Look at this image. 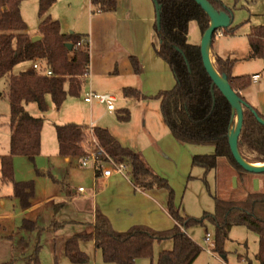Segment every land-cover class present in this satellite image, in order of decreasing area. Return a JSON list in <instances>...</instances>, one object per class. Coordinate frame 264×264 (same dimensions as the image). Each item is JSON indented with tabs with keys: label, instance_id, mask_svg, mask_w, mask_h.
I'll return each instance as SVG.
<instances>
[{
	"label": "trees",
	"instance_id": "16d2710c",
	"mask_svg": "<svg viewBox=\"0 0 264 264\" xmlns=\"http://www.w3.org/2000/svg\"><path fill=\"white\" fill-rule=\"evenodd\" d=\"M25 0H0V80L7 79L9 102L10 140L9 153L0 157V183L12 184L13 195L20 206H30L34 186L31 181L14 183L13 158L25 157L31 162L40 154L43 118H36L25 111L24 106L36 105L40 113L47 110L46 98L60 109L68 97L78 98L85 84L90 62L89 44L86 35L62 34L60 24L48 15L56 0H39V41L32 42L27 33L20 7ZM160 9V29L155 32L158 47L157 56L171 70L175 79L172 90L158 93L162 119L172 137L179 143L192 146H209L211 155L192 158V166L204 169L206 173L225 160L238 172H244L234 161L228 145L230 130L235 124V115L217 88L211 92V80L201 60L200 49L188 42L189 24L195 22L201 34L209 27V18L193 0H154ZM217 12L226 13L232 20V11L221 0H207ZM93 13H111L116 10V0H90ZM232 25V24H231ZM222 29L223 36L233 37L239 26ZM212 38L211 47L217 37ZM249 55L246 60H261L264 63V25L253 27L247 35ZM67 45H71L69 50ZM39 63L52 73L47 77L33 69L12 74L22 63ZM214 69L219 76L225 75L231 89L243 101L240 92L251 85L250 76H232L233 60L215 56ZM126 98L137 101L147 99L132 89L124 91ZM245 102V101H244ZM246 103V102H245ZM243 107V124L238 138V151L250 164H264V126L253 115L264 117L254 108ZM121 123L129 121L127 110L117 116ZM58 153L62 157L84 158L89 154L90 139L93 138L103 150L98 165L107 164V158L126 166V177L135 189L149 191L164 189L168 192L167 213L174 222L172 229L155 232L147 227L136 226L126 232H115L109 221L97 212L95 222L83 229L64 244V255L71 263L83 264L88 257L80 251V242L90 241L99 250L106 264H136L138 260H149L153 264L154 245L171 241L170 250H162L155 264H193L202 253V248L187 234L188 229L205 226L214 227L213 252L225 258L223 245L233 227H245L258 237L256 264H264V192H253L241 202H224L215 199L213 213H204L200 218L181 216L174 207L173 192L165 179L154 174L142 155L123 147L107 129L89 128L85 125L65 124L55 126ZM89 145L86 147V144ZM96 174L99 168H94ZM264 175V174H262ZM63 204L56 205V209ZM63 227V224L56 227ZM22 227L30 232L36 229L34 223L23 222ZM16 246L26 250L28 240L21 238ZM37 246L22 264H40ZM6 264H15L11 260ZM247 264H253L247 260Z\"/></svg>",
	"mask_w": 264,
	"mask_h": 264
},
{
	"label": "crops",
	"instance_id": "0c3cea01",
	"mask_svg": "<svg viewBox=\"0 0 264 264\" xmlns=\"http://www.w3.org/2000/svg\"><path fill=\"white\" fill-rule=\"evenodd\" d=\"M61 1L63 0H56V2ZM83 1V15L87 23L80 29L79 25L72 27L73 31L70 32L86 35L88 38L90 62L81 95H86L88 92L113 95L117 102L120 100V112L130 105L148 110L149 103L155 104L157 100L137 101L126 98L124 91L132 89L146 98H154L160 92L173 89L175 85L168 65L155 52L158 39L155 32L156 12L153 1L116 0V10L111 13H93L90 0ZM189 31H192L191 23L188 30L190 42ZM30 36L32 38L39 36L38 31ZM201 37L199 31L197 41L192 45L199 46ZM237 39H241L238 32L233 37L223 36L219 32L210 47V58L213 61L215 56L233 60L231 73L234 77L259 76L258 80L251 81L252 85L241 91L240 95L249 106L264 117V80L262 81L261 75L264 68L260 72L238 71L241 69V63L259 60H246L249 48L242 51V54L238 53L234 44ZM22 64L24 66L17 73L12 72L13 75L32 69V63ZM2 80L7 85V79ZM70 98L68 97L63 104ZM52 106L54 107L53 104ZM99 106L95 102L88 105L90 124L86 126L89 128L104 127L103 115L95 117V109ZM24 108L28 114L39 118L32 111H27L25 106ZM129 122L130 119L123 124ZM55 126L57 125H54L55 139L52 138L53 140L50 139L48 142L43 138L42 127L40 154L33 162L25 157L13 158L14 183L29 181L33 183L34 193L30 206L23 209L19 200L13 195V185L0 183V264H6L11 260H15V264H22L23 260L30 256L24 253L25 250L16 246V242L21 238L28 240L29 246L26 250L33 253L37 246L41 249L39 237L46 235L53 243V249L58 247V250L64 253L65 241L81 231L85 225L93 224L97 212L105 216L111 228L119 233L140 225L151 230L173 228L174 222L167 213V195L163 189L149 191L135 189L127 177L119 175L103 179L100 172L96 174L94 167L92 170L81 167L79 158L60 156ZM144 128V131L139 133L141 142L126 141L122 131L114 129V132L107 129L123 147L140 153L147 165L156 172L160 171L158 169L160 166L170 169L174 167L184 151L190 154L186 157L188 161L194 156L214 153L213 148L205 150L177 142L170 134L162 116L156 123L147 125L146 121ZM10 135L8 126V147L6 146L8 153ZM253 181L255 183V180ZM79 188H82L83 192L79 193ZM61 203L63 205L56 209L55 206ZM137 214L144 216L141 223H139L140 219H130ZM26 221L34 223L36 229L32 232L24 229L22 224ZM60 224L64 226L54 228ZM247 260L256 264L254 258L249 259L246 256V263Z\"/></svg>",
	"mask_w": 264,
	"mask_h": 264
},
{
	"label": "rangeland",
	"instance_id": "374dc122",
	"mask_svg": "<svg viewBox=\"0 0 264 264\" xmlns=\"http://www.w3.org/2000/svg\"><path fill=\"white\" fill-rule=\"evenodd\" d=\"M221 1L224 6L232 11L233 18L231 26H239L237 32L241 36V39L234 41V44L238 53L242 54V51L249 48L246 35L250 33L253 27L264 25V0ZM38 2L39 0H25L20 7L21 16L26 24L27 33L29 35H33L38 31ZM83 2V0H63L61 2L55 1L52 4L48 15L53 21L59 22L60 32L62 34H69L73 31L71 30L72 27H77L79 25L78 28L80 29V27L87 23V19L83 15ZM191 28L192 31H189L190 42H188L194 44L195 41H197L199 29L195 22H191ZM211 61L214 65L215 62L212 58ZM23 66V64L18 65L12 72L17 73ZM240 66L241 69L238 71L248 73L254 71L260 72L264 68V64L261 60L241 63ZM261 75L263 81L264 72L263 74L261 73ZM84 98V94L78 98H70L60 109L53 107L51 99L48 98L46 105L49 104V106H47V111L44 115L38 111L36 105L33 103L27 104L25 107L27 111H32L37 117L43 118V138L45 142H48L50 139L53 140L52 138L55 139L54 125L77 124L86 126L90 124V114L87 112V110H89V104L84 102ZM147 99L156 100L154 98ZM115 106L117 110L112 114H108L104 106H99L95 109V117L98 118L103 115L102 123L104 127L101 128H109L114 132V129L122 131V136L125 137L126 141L138 140L141 142L142 139L139 137V133L144 131V123L146 121L147 125L156 123L161 116L158 100L155 104L149 103V107H147L148 110L140 106H123L126 107L124 109L128 111L130 119L128 124H123L117 119V116L121 113L120 100ZM9 111L7 85L4 80H0V157L8 155L6 148V146L8 147V124L6 123L9 119ZM109 133L112 135L110 131ZM85 145L89 148L87 143ZM198 148L205 150L212 149V147L209 146H198ZM88 151L91 152L92 149ZM212 153L207 155H211ZM189 155L187 151L180 154L177 164H174V167L171 169L164 166H157L159 167V172H156L148 165L154 174L168 182L173 192L174 207L179 211L181 216L200 218L204 213L214 212L215 199L236 203L243 201L250 193L264 192V175L262 174L254 175L241 171L238 172L223 159L218 161L216 169L206 173L204 169L192 166V160L190 159V161H188V158L186 159ZM85 168L92 170L93 165L90 164ZM253 180H255V183ZM164 191L166 192L168 200V192L166 190ZM127 214L129 215L130 213ZM134 214H136L135 211ZM132 218L137 220L140 219L139 223H141L144 216L137 214L133 215L130 219ZM140 226L145 227L144 225ZM129 229H131V227L123 232ZM167 230H169V228L153 231L164 232ZM207 233L211 236L208 242L205 240ZM187 234L203 250L193 264H247L245 262V257L247 256L249 259H253L257 253L258 239L253 232L247 230L245 227H233L230 230L228 239L223 245L225 258L213 252L214 227L211 224L206 223L205 226L190 228ZM39 241L41 245V249L38 253L40 264H74L68 260L63 252L58 250V247L53 249V243L48 240L46 235L40 236ZM171 248V241L155 244L153 264L156 263L157 257L162 250H170ZM79 249L88 257V261L83 264H106L102 260L100 251L95 249L92 242H80ZM24 253L26 255L32 254L30 250H25ZM136 264H150V262L144 259L138 260Z\"/></svg>",
	"mask_w": 264,
	"mask_h": 264
},
{
	"label": "water",
	"instance_id": "95a60500",
	"mask_svg": "<svg viewBox=\"0 0 264 264\" xmlns=\"http://www.w3.org/2000/svg\"><path fill=\"white\" fill-rule=\"evenodd\" d=\"M155 6L156 12V29H160V9L159 6L154 0H152ZM201 10L209 18V27L202 34L201 41L199 44L200 55L203 67L211 80V92L214 88H217L222 96L229 103L234 115H235V124L234 127L230 130L228 136V145L230 148L231 155L236 162V164L246 173L261 175L264 174V164H250L246 162L238 151V138L241 133L242 124H243V107L247 106L246 103L237 96V94L231 89L227 77L225 75L219 76L210 58V47L212 44V38L215 33H219L222 29H227L232 24L231 18L224 12H217L207 0H193ZM40 36H35L32 38V42L39 41ZM69 50L72 49L71 45H67ZM257 122L264 126V120L259 118L256 112L253 111Z\"/></svg>",
	"mask_w": 264,
	"mask_h": 264
},
{
	"label": "built area",
	"instance_id": "2783aa9c",
	"mask_svg": "<svg viewBox=\"0 0 264 264\" xmlns=\"http://www.w3.org/2000/svg\"><path fill=\"white\" fill-rule=\"evenodd\" d=\"M32 69L36 71H41L44 76L50 77L52 76L51 71L46 67L42 66L39 63H33L32 64ZM87 77V75L85 76ZM259 76L254 75L251 77L252 82H256L258 80ZM84 102L86 104H92V103H97L100 106H104L107 112H114L115 111V104L117 102L116 98L113 95L110 94H97L94 92H88L85 95ZM90 148L92 149L89 154L80 159V166L81 167H87L88 165L92 164L94 168H99L100 173H101V178L107 179L110 178L113 175H119L126 177V166L123 163H116L110 158H107L108 162L107 164H101L98 165V159L102 155H104L103 150L98 146L96 141L91 138L90 139ZM78 192L81 193L83 192L82 188L78 189ZM211 239V236L209 233L206 234L205 240L208 242Z\"/></svg>",
	"mask_w": 264,
	"mask_h": 264
}]
</instances>
